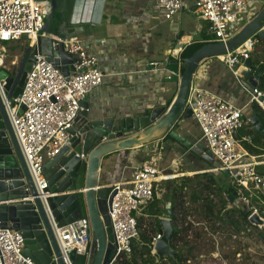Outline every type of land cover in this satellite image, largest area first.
Wrapping results in <instances>:
<instances>
[{
  "label": "built area",
  "instance_id": "1",
  "mask_svg": "<svg viewBox=\"0 0 264 264\" xmlns=\"http://www.w3.org/2000/svg\"><path fill=\"white\" fill-rule=\"evenodd\" d=\"M249 2L250 0H193L195 11L207 23V32L213 36L208 43H225L238 33L244 25L237 30L236 27L240 17L249 9ZM152 5L164 19L171 20L186 7V0H152ZM50 13L51 3L48 0H0V45L20 41L25 37L33 47L39 36H48L43 29ZM61 41L65 50L73 56L76 75L66 76L44 56L36 55L20 96L13 100V106L12 101L7 103L13 130L42 199L47 198L43 190L48 187L43 172L45 162L70 144L71 135L68 130L80 110L79 102L101 87L108 76L99 67L95 44L75 35ZM256 42L257 37L253 36L234 52L216 59L232 71L247 90L250 101L264 111V91H252L239 76L240 67H243L245 60L250 59ZM103 43L104 41L99 42ZM175 58L180 75L182 59ZM170 60L172 57L167 55L150 63L147 70L140 72H153L150 66L158 69ZM236 65H240L239 69L233 70ZM187 106L192 109V119L200 129L201 140L207 147V152L219 164L210 171L228 172L226 175L236 184L234 188L239 200L248 206L251 196L258 192L264 193V175L258 169L264 166V160L250 155L237 141L238 131L245 123H250V119L245 121L242 109L197 86L194 80ZM246 141L249 142L250 139L247 138ZM169 176L171 174L161 171L155 161L136 167L128 182L112 185L116 194L108 215L116 251L111 264L120 256H130L133 244L140 242L139 214L153 201L158 185L172 180ZM253 213H258L256 208L252 209L251 215ZM56 236L65 263L71 264L68 253L75 250L77 254H83L92 240L90 221L88 218H79L65 224L56 229ZM160 238L159 231L152 237L151 253L154 256V247ZM24 248V238L17 230L0 228V264H36L23 255Z\"/></svg>",
  "mask_w": 264,
  "mask_h": 264
},
{
  "label": "water",
  "instance_id": "2",
  "mask_svg": "<svg viewBox=\"0 0 264 264\" xmlns=\"http://www.w3.org/2000/svg\"><path fill=\"white\" fill-rule=\"evenodd\" d=\"M49 2L51 13L46 17L43 29L46 34L49 33V20L56 11V0ZM69 36L72 35L62 31L56 36H39L35 45L28 46L21 55L18 65L0 67V228L15 229L23 236V255L34 263L66 264L56 229L79 218H88L92 240L83 254L72 250L67 255L68 259L71 264H111L116 246L108 210L116 190L112 185L99 184L102 159L115 152L139 148L170 137L188 152L218 167L202 140H189L180 133L184 130L183 121L192 119V109L187 106V101L194 75L204 61L234 52L253 36L264 42V7L225 43H207L182 59L180 75L175 57L158 69L150 66L158 82L178 84V94L168 108L158 105L146 115L117 114L100 119L92 115L88 98L81 100L80 110L68 130L70 144L44 164L48 187L43 190L47 198L42 199L13 130L7 103L12 101L13 106V100L20 96L36 55L44 56L64 75H76L73 56L65 50L61 41ZM239 66L236 65L233 70H238ZM252 67L251 59L245 60L239 70L241 77L250 73ZM250 124L264 136V126L257 116L250 118ZM233 195L237 193L233 192ZM167 207L168 216L170 206ZM248 220L256 227H264V218L258 213H253ZM172 231L170 219H161V238L154 247L156 257L176 258L177 252L169 245Z\"/></svg>",
  "mask_w": 264,
  "mask_h": 264
},
{
  "label": "crops",
  "instance_id": "3",
  "mask_svg": "<svg viewBox=\"0 0 264 264\" xmlns=\"http://www.w3.org/2000/svg\"><path fill=\"white\" fill-rule=\"evenodd\" d=\"M254 2L256 5L251 8L253 14L243 25L264 7V0H254ZM56 11L59 15L60 31L95 44L99 67L108 74L102 86L86 97L92 115L100 119L112 118L117 114L146 115L158 105L168 108L178 94V84L158 82L154 71L146 73L140 71L147 70L150 63L161 60L167 55L172 59L174 57L184 59L182 53L187 47L192 50L208 43V39L204 38L205 33L209 34L207 23L195 11L193 1L191 5L186 2V7L171 20L164 19L160 12L153 9L152 0H56ZM164 25L167 27L166 30L163 29ZM48 35L56 36L52 33ZM100 41L104 43L99 44ZM26 44L31 46L28 41ZM164 44L166 46H163ZM4 45L5 43L0 45L2 52L0 67L18 65L26 49H16L13 54H9L12 51L11 47L5 49ZM161 49L163 54L158 56ZM257 54L259 50L256 53L252 52L250 59ZM259 62L263 61L260 59ZM254 72L252 68V74ZM193 80L197 86L242 109L245 121L257 116L245 87L238 82L232 71L216 58L204 61L197 69ZM243 82L253 90L247 82ZM183 124L184 130L180 131L182 136L189 140H201L202 134L198 135L194 131L195 127L199 128L193 119L183 121ZM252 130H255L252 125L245 123L238 131V144L243 149V143L252 145L253 149L263 154H252L244 150L264 160V148H262L264 139L251 134ZM247 138L250 139L249 142L246 141ZM156 147L160 150L158 153L154 151ZM184 157L191 160V167L188 163L181 165L180 162ZM200 159L202 158L188 152L174 139L166 137L146 146L115 152L104 157L101 161L99 184L113 185L128 182L136 167L155 161L158 168L165 173H174L175 166L178 165L184 168L181 169L183 171H195L192 173L194 175L202 173L205 169L196 166ZM176 174H171L169 178L178 177L182 172ZM180 178L182 177H178ZM174 183L171 180L167 183V192Z\"/></svg>",
  "mask_w": 264,
  "mask_h": 264
},
{
  "label": "trees",
  "instance_id": "4",
  "mask_svg": "<svg viewBox=\"0 0 264 264\" xmlns=\"http://www.w3.org/2000/svg\"><path fill=\"white\" fill-rule=\"evenodd\" d=\"M204 38L209 40L213 39V36L205 33ZM199 47L200 46H197L192 50L187 47L182 53V58L189 57ZM257 49L260 50V52L255 57L251 58L252 68L255 72L262 69V75L257 90L264 91V42L259 38H257L252 52H255ZM260 59L263 62H259ZM252 106L257 113L259 121L264 126V111L261 110L256 103H253ZM252 132L251 134H255L257 137L264 139V136L260 132L256 130H252ZM251 146L252 145L243 143L244 149L249 153L263 154L261 151L253 149ZM262 146V148H264V143ZM258 169L259 172L264 175V166ZM167 173L171 174L172 172ZM202 177H206V179L204 181H199ZM172 180L175 183L169 188L170 190L165 194L163 199H157L155 191L153 201L143 210V213L147 216H151L153 221L152 223L150 222L146 229L142 224L144 217L142 216L139 218L138 229L140 242L133 244L132 254L130 256L125 255L118 257L113 264H165V260H170L173 264H187L190 258H193L192 251L194 250V247H190L185 241L188 235L187 233L191 230V222H186V218L189 219L190 217L191 210L193 213L201 214L203 218L209 222L210 229L213 231L215 229L213 225L215 224L213 223L214 220L220 221L222 226H227L229 229L236 232V234L245 233L248 231V227H253L259 231V239L264 242L263 232L260 231L258 227L253 226L248 220L253 208H256L261 217L264 218V193L258 192L251 196L249 205H246L248 209L245 211L240 206L245 204L243 202V204L241 203L237 195H233L236 189L233 187L224 188L214 175L200 173ZM187 187H189L188 191L186 190L188 189ZM214 187L220 189L221 194V197L216 202L210 198V194ZM245 193L246 195L248 194L247 192ZM162 201H165L163 206H161ZM189 204H191L193 208L190 206L188 207ZM167 206H170V214L168 216ZM162 217H167L171 221L173 231L169 237V245L172 250L177 252L175 259L169 256L158 258L151 253L152 237L161 228L160 218ZM195 223H202V221L197 220ZM249 235L250 232L246 234V236ZM196 236L201 237L199 232H196Z\"/></svg>",
  "mask_w": 264,
  "mask_h": 264
},
{
  "label": "rangeland",
  "instance_id": "5",
  "mask_svg": "<svg viewBox=\"0 0 264 264\" xmlns=\"http://www.w3.org/2000/svg\"><path fill=\"white\" fill-rule=\"evenodd\" d=\"M49 1V0H48ZM193 0H186V2L191 5ZM254 0H250L249 2V9L247 12L240 17L239 24L236 27V30L240 28V26L250 17L253 13L250 10V8L255 7ZM259 12V11H258ZM257 13V10H256ZM258 14V13H257ZM59 15L57 14V11L55 13V16L49 20L48 27H49V33H52L54 35H59L60 27L59 21H58ZM166 25L163 26V29L166 30ZM210 35V34H209ZM27 41L24 37L23 40L19 42H8V44L5 43L4 47L5 49H8L10 46L12 51H10L9 54H13V52L16 49H27ZM17 45V46H14ZM163 46H166L164 44ZM161 48H163L161 46ZM258 52V50H256ZM256 51L254 53H256ZM260 52V50H259ZM2 53V52H0ZM163 51L161 49L158 56L162 55ZM8 60H11L8 58ZM239 76L241 74L239 73ZM242 129V128H241ZM240 129V130H241ZM244 129V128H243ZM194 131L200 135V129L194 128ZM156 153H158L160 150L158 147L154 149ZM181 165H185V163H188L189 167H191V160L189 158H183V161L180 162ZM177 166V167H176ZM174 173L171 174L177 175L176 173L182 174L178 177H186V176H192L193 170L191 171H183L181 169H184L183 167L176 165ZM197 167L205 168L204 171L212 170V164L208 163L204 159H200L197 162ZM206 173V172H204ZM210 175H214L217 181L220 182V185L224 188L227 187H235L236 184L230 179L228 175L221 172H208ZM200 174V173H199ZM178 177H175L178 179ZM207 177V176H206ZM206 177H202L199 179L204 181ZM172 178V179H175ZM173 181V180H172ZM174 182V181H173ZM169 183V182H167ZM167 183H163L162 186L158 185V189L156 190V197L157 199H163L165 196L164 193H166V189L168 186ZM171 183V182H170ZM187 191L189 190V187H187ZM210 198L213 199L215 202L219 200L221 197L220 189L217 187L213 188V191L210 194ZM213 197V198H212ZM187 199V197H186ZM242 203V202H241ZM165 204V201L161 202V206ZM243 204V203H242ZM193 208L191 204L188 205V207ZM241 208L245 211H247L248 207L246 205H240ZM199 209V208H198ZM197 209V211H198ZM189 219L186 218V222H191V230L187 233L186 242L191 247H194V250L192 251L193 258H190V260L187 262V264H264V242L259 239V231L254 229L253 227H248V231L241 234H236V232L229 229L227 226H222L220 221L214 220V231L210 229L209 222L203 218V216L199 213H193L192 210L190 212ZM259 214V213H258ZM144 217L143 219V226L148 228L150 222L152 223L153 218L151 216L145 215L143 212L139 214V217ZM161 219V218H160ZM197 220L202 221V223H195ZM213 221V220H211ZM212 225V226H213ZM254 226V225H253ZM260 231L264 234V227L259 228ZM196 232H199L200 236H196ZM250 232L249 236H246ZM165 264H173L170 260H165Z\"/></svg>",
  "mask_w": 264,
  "mask_h": 264
},
{
  "label": "bare ground",
  "instance_id": "6",
  "mask_svg": "<svg viewBox=\"0 0 264 264\" xmlns=\"http://www.w3.org/2000/svg\"><path fill=\"white\" fill-rule=\"evenodd\" d=\"M261 75H262V69H259L253 74H252V69H251V72L245 75L242 79L243 81L247 82L253 88L252 91H258L257 85L259 83Z\"/></svg>",
  "mask_w": 264,
  "mask_h": 264
},
{
  "label": "clouds",
  "instance_id": "7",
  "mask_svg": "<svg viewBox=\"0 0 264 264\" xmlns=\"http://www.w3.org/2000/svg\"><path fill=\"white\" fill-rule=\"evenodd\" d=\"M199 174V173H198Z\"/></svg>",
  "mask_w": 264,
  "mask_h": 264
}]
</instances>
